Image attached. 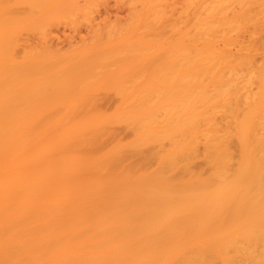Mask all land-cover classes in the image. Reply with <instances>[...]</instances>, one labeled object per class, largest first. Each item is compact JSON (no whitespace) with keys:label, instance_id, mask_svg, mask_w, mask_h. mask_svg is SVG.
Wrapping results in <instances>:
<instances>
[{"label":"bare ground","instance_id":"bare-ground-1","mask_svg":"<svg viewBox=\"0 0 264 264\" xmlns=\"http://www.w3.org/2000/svg\"><path fill=\"white\" fill-rule=\"evenodd\" d=\"M6 1L0 0V264H264V96L262 98L263 87L258 94L254 85L259 81L256 80L258 67L261 72L262 67L258 65L260 60L255 62V48L260 41L255 43L257 46L254 45L258 36L254 35L253 30L259 23H255V9L260 11L264 4L259 2L262 6L257 3L256 8L255 0H187L188 3L184 0L185 8L188 6L186 9H189V21L185 25L180 24L187 20L184 18L187 14L182 15L183 21L180 23L181 18L176 17L182 11H187L182 10L177 16L178 11L172 10L176 16L172 14L171 17L177 19L176 23L172 22L174 38L168 36L172 56L176 59V62L173 60L175 64L172 73L174 77L178 73L180 88L183 86L180 82L183 83L187 76L189 78L186 79L189 93L185 95L188 97V162L187 177L180 179L178 186L173 183L170 187L164 184L165 187L159 184L128 185L129 182L138 181L120 174L102 175L88 171L92 169L95 157L90 158L87 154L95 152V149L90 147L94 151L90 150L89 153L86 148L84 150L87 151H83L88 153L81 156L78 151H82V146L78 140V143H74L70 139L73 133L71 128L64 132L66 146L76 151V156L71 158L74 161H69L74 169L70 178L63 181L52 178V173L55 174L53 177L58 175L53 169V163L51 169V165L46 167L50 172L44 171L50 175L53 169L51 178L47 173H44L46 175L43 178L42 169L48 166L42 164L47 160L45 156H42V165L39 163L42 171L31 164L37 158L31 161L29 165L32 167L28 165L27 169L30 156L23 153L22 137L28 133L34 134L33 127L41 128V122L49 130L57 124V121L48 118L57 111L52 112L50 104L55 93L53 79L59 67V63L55 62L60 58L51 59L46 52L47 58L38 63L40 76L47 70V63L50 67L46 83L41 81L46 90L43 88L42 92L35 95L31 44L27 41L25 44L18 43L22 33L17 32L20 39L13 36L16 33L13 23L26 22L25 25H28L27 20L31 23L30 9L41 5L43 0L35 6L33 0L25 1L21 6L27 5V13L22 11L25 6L23 9H13L14 2L10 5V1L8 4ZM56 1L55 8L61 11L66 10L67 2L70 3V0ZM97 1H88L87 7L83 8L87 9L91 2ZM127 1L131 2V6L133 3L137 6L140 2ZM141 1L138 8L142 9L134 7L130 11L151 9V0ZM26 2H30V5ZM74 2L81 9L83 3ZM158 5L161 10L165 9L162 6L164 4ZM94 6L88 9L92 13H95ZM99 9L96 12H102ZM13 10L22 13L19 11L16 16ZM106 12H109L108 7L104 8ZM261 14L263 18V11ZM263 24L260 22L258 25L264 27ZM23 25L21 29L25 27ZM179 25L186 27V33L189 25V43L186 42L188 53V48L183 46L185 31ZM12 36L14 41H20L13 43ZM180 44L181 54L184 51L189 54L188 63L187 57L179 56ZM20 45L21 48L18 47ZM87 56L73 50L63 59L67 60L66 67L71 71L80 68L84 70L86 63L92 61ZM182 59L188 65L186 72ZM253 63L258 65L256 69ZM40 76L41 80L43 77ZM117 93L119 97L127 92L122 90ZM144 93L141 91L139 96L138 93L134 94L137 99ZM135 95L131 98H135ZM131 98L129 101H134ZM110 100L108 98L106 104ZM33 101L37 109L42 111V121L29 129L34 131L28 130V133L21 136L23 117L26 119L23 102L32 115L35 111L31 108ZM146 101L139 104L141 106L133 107L145 109L144 106L150 105L149 102L143 105ZM29 113H25L28 118ZM142 119L137 118L138 122L134 119L132 123L129 121L128 126L134 122L137 124L134 128H140L143 123L144 128L149 122L147 118ZM45 126L37 135L38 138H45ZM120 134L121 130H115L114 139L121 138ZM88 141L92 143L90 139L87 140L85 147L90 144ZM24 142L27 144V141ZM39 158V161L42 160ZM48 158L52 160V156ZM30 168L31 171L37 169L42 177L32 179L35 174V177L39 174L36 171L34 175L29 173Z\"/></svg>","mask_w":264,"mask_h":264},{"label":"rangeland","instance_id":"rangeland-1","mask_svg":"<svg viewBox=\"0 0 264 264\" xmlns=\"http://www.w3.org/2000/svg\"><path fill=\"white\" fill-rule=\"evenodd\" d=\"M8 1H10V5L14 2L13 9H20L22 7L21 5H23V3L28 0ZM8 1H6V4H8ZM33 1L34 2L32 3L35 6L37 3L40 4L39 1L41 0ZM43 1L41 2V5H38V7L40 6L39 9L37 6V9H34L33 7L32 10L30 9L31 12H34L31 14V12L29 11L30 15L32 16V21H30L31 23H28L27 20V24H30L29 26L25 25L26 20L24 21L25 23H18V21H16L18 24L13 23V29L16 30L14 31L16 33H14L15 35H12L19 38L17 32L22 33V35H20L21 39L19 38L21 41L15 38L16 40L20 41L18 43L22 42L23 44H25L24 42L27 41L31 44L34 68L32 80L35 95L39 92H42L41 90L44 87L42 86L41 81L46 83L47 74L50 67V64L48 63L45 65L47 70H45V72L41 75L43 78L40 80L38 63H40L42 59L44 60L47 58L46 52L49 53L51 59L58 57L60 58L57 62H55L56 64L59 63V67L53 79L55 83V93L53 94V102L50 104V106H52L50 110H52V112H55L57 109V111L55 112L54 116L48 118L53 122L57 121L58 125L56 124L54 128H51V130H49V128H46V126L41 124V122L40 125L42 126L41 128H39L40 126L37 127L39 129L38 130L34 125L36 124L38 126V121H42V111H39V108L37 109L36 103H34L33 101L31 108L33 109L32 111L35 110L36 112L34 111L31 115V112L29 111L30 109L27 110V108L24 107L25 104L23 102V112L26 119H24L23 117V120L25 122H22L21 126H24L21 128L20 134L22 136L23 133H28L30 131L29 129H31L33 126V128H35L34 134H32V132V135H29L30 133H28L26 134L27 136L25 135L22 137L23 144L26 145L25 147L24 145H22V150H26H24L23 153L31 157H29V159L28 156H26L29 162L26 166L27 169L29 168L28 165L33 159L35 160L37 158V161L38 157H41L39 159H42V156H45L44 158H47V160H44L48 161V159L51 158H48V156H52L53 161L49 159L51 164H49V161L43 162V159L40 161L38 160V163L34 161L31 164L36 168H40V162H43V165L48 164V166H44L45 168L42 169L43 171L41 170L42 167L38 169L39 171H42V176L46 175L44 173L50 172L48 169H46V167L49 168V166L51 165V169L52 165L54 164L55 166L53 165V169L57 171L58 177H53V175L55 174L52 173V171L54 172V170L52 169V175L50 173L52 178H55L58 181H63V179L70 178L74 169L71 168L73 165H71L69 161H74L71 158L76 156V151L66 146L67 139L64 132L68 128H71L73 133L70 139H72L74 143L79 142L78 144L82 146V151L86 148L89 149L88 152L90 150L94 151L95 149V152H89L90 154H87L88 152L86 153L88 156H90V158L95 157V159L93 158V167L88 171H92L93 173L102 175L112 173L120 174L126 176L127 178L136 179L138 181L129 182L128 185L144 184L143 186H148L152 184H159L163 186L165 184L169 185L168 187H170L174 183L173 185L178 186L180 184L179 180L187 177L186 165L188 162V142L186 132V101L188 100V97L186 98L185 95L189 93V89L186 83L189 78L187 75H185L188 79L186 78V80L184 77L185 81L183 83L182 81L180 82V84L183 85L181 86V89L179 87L180 79L178 77V73L176 77H174L173 74V65L175 64L174 62H176V59H174V56H172L173 51L170 45L171 41L169 42L168 36H170V38L173 36L174 38V35L172 34L173 32L175 33V30L173 29L174 27L172 28V22H175V20L177 19L174 20L171 17L172 14V16H178L180 14V11L184 10L185 12L186 10L187 13H183L182 11V13L176 18L179 19L183 14H187L186 16L184 15V18L187 19L186 21H183V18L178 21L179 23L183 21V23L181 22L180 25H185V23L188 24L187 21H189V17L187 16L189 14V9H186L188 8V6L185 8V3L183 4L184 0H161V2L160 0H158L159 2L157 3V5L160 4L161 6L162 4H164L162 6L163 8L165 6V9H167L166 12L165 9L161 10V7H157V5L155 4L157 0H154L156 1L155 3L153 2V0H151V9L148 8V11L150 13L147 11V9L139 11L140 9H142L141 4V8H138L139 3L142 2L141 0L139 3L137 2V6H135L136 3H133L131 6V2L127 0H124L126 5L122 4V0H120L121 4L120 2L118 3V0H103V3H101L102 1L99 0L97 1L98 4H96L97 2H91V7L92 5H95L93 7L95 13L90 12L92 11L91 9L90 11L88 10L89 8H91L90 6L85 9L87 7V2L91 0H87V2L84 0H65V2H70H67L65 4V6H68L66 7L67 11L58 10V7L55 8L57 3L56 0ZM74 1H80L81 3H83V6L81 5L82 7L80 6V8H85H83L82 10L79 9V5L78 7H76V3ZM15 2L16 4H20L16 5ZM51 2L52 4H49ZM73 2L75 4H73ZM167 2L169 3L167 4ZM185 2L188 3L187 0H185ZM255 2V6H257V3L259 4V2H262L264 4V0H255ZM26 3H28V6L30 5V2ZM127 4L130 6V8L129 6H127ZM42 5H47L48 7L46 6L47 8L44 7L42 9ZM24 6V9L22 7L23 10H21L23 12H26L25 8L28 9V7L26 4H24ZM125 6H127L128 9H126ZM259 6H262V4H259ZM105 7H108L109 12L104 13ZM134 7L139 10H136L137 12H133L135 10L130 11V9H134ZM98 8H100L99 10H101L102 12H96ZM256 8H258V6ZM263 8H260V11L257 9V11L261 13L263 11L264 13ZM152 10H154V12ZM172 10L178 11L176 15L174 12H172ZM155 11H157V13L154 17L153 15ZM158 11H160L159 14ZM257 11L255 9V23H264V17L262 18V14H258L259 12ZM145 12L148 13L146 14ZM16 13L17 10L14 11L15 15ZM18 13L17 15H19ZM20 13L22 12L20 11ZM165 15H167V17ZM29 20L31 19L29 18ZM21 24H24L23 26H25L23 29H21ZM258 24L256 27V31H258V28L260 29L258 32L255 31V26L253 27L254 35L258 36V38L257 36H255L257 40H254V45H256L259 41L261 42H259L258 44V46H260L258 47L256 45L257 48H255V59L256 57L258 59H256L255 62H259L260 60V63H258V65H261L262 72H264V56L262 54V51H264V30L261 29H264V27H260L261 24L260 26ZM19 25L20 28L18 29ZM184 27L185 26L181 27L185 31V43H183V46L185 47V49L186 47L188 48V53L189 46L186 42L189 40L188 38L190 35L188 31L189 25L187 27V33L186 27ZM165 30H168L170 32ZM165 33H167V35ZM187 34L189 35L187 36ZM260 34L263 36H260ZM13 36L11 38H13L14 43L16 42V40L14 41ZM261 37L263 39H261ZM85 39L87 42L85 41ZM12 46H14L15 49V45L13 44ZM21 46L22 45L18 47L21 48ZM180 46L181 44L179 45V56L187 57L188 63L189 54H187L185 51L181 54ZM73 50L76 51L77 54L81 53V55L84 56L88 54L87 57H89V59H92V61L86 63V68L84 70H80V68L71 71V69L66 67L67 60L63 58L66 54H68V52L70 53ZM258 51L260 52L258 53ZM20 52H18V54ZM182 60L184 63L183 69L184 72H186V69H188V65L185 64V59ZM254 63V68L255 66L258 67V65ZM259 67L258 72L260 71V73L257 72L256 74V77L259 78H256V80L259 81H257V83L255 82L254 85L255 90L258 92V94L260 92L259 90L263 87V90L261 91L263 98L264 75L262 77L261 74L263 73L261 72ZM256 84L259 85L257 86ZM183 88L186 91L183 90ZM122 90L123 92L125 91L127 93H124L122 96L119 95L118 97L117 94L119 93H117V91L122 92ZM141 91L142 93L145 92L144 94L150 97H143L144 94H140L143 98L137 97L136 99V95L134 93H138L137 96H139V93H141ZM147 91L149 92V94L147 93ZM134 95L135 98H131ZM108 98H111V100L109 104H106V100ZM130 98L134 100L132 101L133 103L130 102ZM138 98H140V100L142 98V100L137 101ZM147 98L150 101H148ZM143 99L144 101L147 100L145 103H143V105H146V103L149 102L151 106H144L145 109L141 108V110L140 108L138 109L137 107H133L141 106V103L144 102ZM127 101H129V104ZM125 102L127 103L123 104ZM55 103L57 104V106ZM26 110L27 112H25ZM25 113H29L30 117L28 118ZM128 113L130 115H134V117H130ZM137 118H147L149 123H146L148 125L145 123L146 125H144L143 128L142 123V126L139 125L140 128L138 127V129L137 127L134 128V126H136L137 124L135 123V125L133 122V125L131 124L132 126L129 127L128 125L132 123L131 121L135 119L134 121L136 122ZM44 126L47 129V134L44 139H41L40 137L38 138L37 135L41 133ZM141 127L143 130L141 129ZM133 129L137 130H134V132ZM115 130H121V138L114 139V137L116 136ZM89 139L92 143L94 141L95 144H97L94 145L93 143L92 145V143L88 141L90 144L85 147L86 141ZM109 140L112 143H107ZM24 141H27V144H25ZM102 143L103 146H100V144ZM90 147L94 149L92 150ZM99 147H101V149H98ZM46 149L48 154L50 153L51 155H48L47 152H45ZM82 151L80 150L78 151V153L81 156L83 154L86 155L84 151L87 150H84L83 152ZM32 153H34L35 155ZM38 153H41V155H39ZM32 165L29 166L32 167ZM31 170L32 168H30L28 172H32L33 174L37 169L34 170L33 168V171ZM36 173L37 175L39 174L37 177H35L36 174H33L34 176H29H33L32 179L38 178L39 176L42 177L40 174L41 172L36 171ZM50 175L47 173V176L50 177ZM93 177L95 178V174H93ZM43 178H45V176ZM168 187L167 190H169ZM170 193H172L171 190Z\"/></svg>","mask_w":264,"mask_h":264}]
</instances>
